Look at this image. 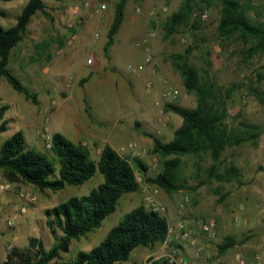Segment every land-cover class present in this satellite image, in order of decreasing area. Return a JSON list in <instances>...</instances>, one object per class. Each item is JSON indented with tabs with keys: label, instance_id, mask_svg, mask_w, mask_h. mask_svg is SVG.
<instances>
[{
	"label": "rangeland",
	"instance_id": "1",
	"mask_svg": "<svg viewBox=\"0 0 264 264\" xmlns=\"http://www.w3.org/2000/svg\"><path fill=\"white\" fill-rule=\"evenodd\" d=\"M116 1L91 0L89 7H85V0H44L53 19L49 20L37 12L7 65L26 87L37 94L38 104L26 99L12 88L5 77H1L0 105L8 104L9 109L5 114L7 129L0 132V144L13 132L21 130L29 146L48 152L45 136L51 138L52 130L48 128L47 120L52 116L54 123L63 121L62 134L74 142L86 145L92 158L97 160L99 148L106 142L103 139L108 137L117 140L112 132L117 128H126L129 132H124L123 139L115 143V146L124 145L119 149L120 154L128 158L139 157L148 168L146 175H155L161 169V158L153 153L152 138L144 135L143 131L168 141L173 137L174 129L181 124L182 118L174 112L166 111L164 104L172 102L186 107L195 106V94L184 89L180 73L171 63L173 54L185 53L191 48L187 59L198 67L201 75H207L219 85H235L227 101L226 121L238 126V122L243 120L259 125L260 129L255 140L249 139L242 145L227 147L223 152L221 168L233 164L239 169V174L232 180H211L194 191L183 188L167 193L161 189L160 198L166 206L164 215L172 224L179 219L185 220L192 229L193 237L203 246V254L217 264H235V253H240L247 260L256 253H263L264 48L247 58L246 49L253 45L254 40L245 42L236 36L221 39L217 33L219 5L215 2L209 7H203V11L193 12L192 20L200 19L198 29L180 27L177 32L165 37L162 23L182 0H128L124 21L115 36L116 41L110 48L109 57H106L103 46ZM26 2L0 0V23L6 24L4 26L12 25ZM101 3L105 4V8L100 9ZM251 3L255 8L249 11L250 17L264 21V0H251ZM128 6L131 18L141 26L135 37L123 40L130 26L127 20ZM137 7L140 8L139 12L136 11ZM205 12L207 16L203 17ZM97 18L101 20V25L94 23ZM150 31L154 32L149 42L153 51L151 66L155 73H151L147 67L137 77L127 66L143 62V50L135 42ZM74 35L73 44L66 45L62 55V45L72 40ZM42 42H47L48 48L40 49L37 54L35 45ZM83 77H87V80L81 85ZM145 80L152 82L151 88L145 85ZM169 86L178 90L176 98L162 97V92ZM43 101L48 102L47 112L55 110L51 115L44 113ZM87 106L94 118L93 123L86 111ZM22 114H25L23 120L20 119ZM86 123L102 131L96 140L98 145L81 133L80 127ZM129 143L133 144L132 148L128 147ZM182 159L186 185L194 186L205 173L196 170L194 157L183 156ZM209 163L211 159L206 155L201 161L203 169ZM197 172L200 173L198 178ZM136 176L140 183L139 190L124 193L115 211L99 227L79 239H73L69 251L48 264H59L73 258L79 250H89L104 238L125 213L138 204L143 203L148 208L143 201L142 188L152 184L146 182L138 171ZM102 181L103 175L96 170L92 177L80 185H65L57 191L39 190L26 182L9 181L0 170V185H8L0 190V262L6 259L12 246L23 248L31 237L42 240L45 248H49L55 238L46 225L44 209L70 196L87 194ZM185 194L189 196L190 203L180 213L177 205ZM221 196L224 198L221 199ZM206 218L216 221L214 237H208L198 229L199 220ZM227 235L236 238L238 242L226 252L220 253L218 244ZM179 241L173 235L171 241L153 247L137 246L128 260L114 264H148L152 257L165 255L172 248L180 249ZM184 252L193 259L189 247Z\"/></svg>",
	"mask_w": 264,
	"mask_h": 264
},
{
	"label": "trees",
	"instance_id": "2",
	"mask_svg": "<svg viewBox=\"0 0 264 264\" xmlns=\"http://www.w3.org/2000/svg\"><path fill=\"white\" fill-rule=\"evenodd\" d=\"M127 1L117 0L114 4L113 17L103 46L106 57H109V48L123 22ZM214 2L219 5L217 33L221 39L236 36L245 42L254 40L253 45L246 49L247 58L264 48V21L250 17L249 11L255 8L251 0H182L178 8L163 21L164 36L172 35L180 27L198 29L200 19L192 20L193 12L203 11V7H209ZM37 12L49 20L53 19L44 0H27L12 26L5 28L0 24V78L5 77L13 89L34 104H38L37 94L26 87L9 70L7 64L11 50L26 36L28 25ZM35 47L39 54L40 49L48 48V43H37ZM191 50L188 48L185 53L173 54L171 63L179 71L184 89L195 94V106L186 107L172 102L164 104L166 111L174 112L182 118L181 124L174 129L173 137L168 141L143 131L144 135L152 138L153 153L161 158V169L153 176L146 175L148 168L137 156L128 158L105 144L99 158L95 160L86 145L74 142L60 132L51 135L48 152L29 146L21 130L3 140L0 144V170L9 181L26 182L39 190L57 191L65 185L82 184L96 170L103 175V181L87 194L70 196L44 209L46 225L55 238L49 248H45L42 240L31 237L23 248L12 246L0 264H48L60 259L63 253L69 251L73 239H79L99 227L115 211L124 193L139 190L136 171L143 175L146 182L167 193L183 188L194 191L211 180L230 181L239 174V169L233 164L221 168L223 152L227 147L242 145L249 139L255 140L260 126L243 120L234 126L226 121L227 101L235 85H219L207 75H201L198 67L187 59ZM86 80L87 77H83L80 84ZM7 109V104L0 105V132L7 129ZM86 111L93 119L88 106ZM135 124L139 126L138 122ZM206 155L210 157L211 163L203 169L201 161ZM183 156L194 157L196 170L205 173L194 186L186 185ZM198 172L197 178L200 176ZM167 226L168 220L164 214L147 208L143 203L138 204L125 213L99 243L87 251H77L73 258L59 264H114L128 260L137 246L153 247L165 242ZM237 242L236 238L227 235L218 244V250L224 253ZM149 264L175 263L161 255L150 258Z\"/></svg>",
	"mask_w": 264,
	"mask_h": 264
},
{
	"label": "built area",
	"instance_id": "3",
	"mask_svg": "<svg viewBox=\"0 0 264 264\" xmlns=\"http://www.w3.org/2000/svg\"><path fill=\"white\" fill-rule=\"evenodd\" d=\"M91 0H85L84 6L89 7ZM105 8V4H100V9ZM136 11L139 12L140 8L137 7ZM206 12L203 14V17H206ZM81 22V20H79ZM154 36V32L150 31L145 35L141 36L135 45L137 47H141L143 50V62L139 63L138 65L134 66L129 64L127 67L130 71H132L137 77L141 76V73L148 67L151 73H155V69L153 68V51L150 45V39ZM90 62V59H88ZM145 85L148 88L152 87V82L149 80H145ZM179 94L176 88L169 86L162 92V97L164 98H176ZM50 137L49 135L45 136L46 146L50 148ZM129 148L133 147L132 143L128 144ZM121 149H124L122 147ZM156 165V163H154ZM8 185H0V190L7 188ZM143 192V201L148 206L149 209L153 211H157L159 213L164 214L166 212V206L161 201L160 193L161 189L155 185H149L142 188ZM190 203V198L187 194L183 195L178 202L177 210L178 212L182 213L186 207ZM168 220V219H167ZM198 229L205 233L208 237H214L215 229H216V221L213 218H206L201 219L198 222ZM175 236L179 238L180 249L172 248L166 253V256L169 262L175 264H217L215 261L211 260L210 257L203 254V246L197 242V240L192 235V229L188 226L185 220L179 219L175 224H172L168 220L167 226V239L166 241H171V237ZM165 241V242H166ZM189 247L192 251V258H189L187 254L184 252L185 249ZM264 252L263 253H256L251 259H245L240 253L234 254L235 264H264ZM149 264V263H148Z\"/></svg>",
	"mask_w": 264,
	"mask_h": 264
},
{
	"label": "crops",
	"instance_id": "4",
	"mask_svg": "<svg viewBox=\"0 0 264 264\" xmlns=\"http://www.w3.org/2000/svg\"><path fill=\"white\" fill-rule=\"evenodd\" d=\"M128 2V1H127ZM126 5H128V3L126 4ZM125 9H126V6H125ZM125 9H124V17H125ZM89 16H91L90 14H89ZM17 17V16H16ZM131 18V12H130V8H129V6H128V13H127V20H128V23H129V27H128V29L125 31V33H124V35H123V37H122V39L123 40H125V38L126 37H135V33L138 31V30H140V23L139 22H137L134 18L132 19H130ZM123 21H124V19H123ZM101 20L100 19H95V21H94V23L96 24V25H101ZM15 23V22H14ZM13 23V24H14ZM123 23V22H122ZM3 27H5V28H7V27H9V26H4V25H6V24H4L3 22L2 23H0ZM12 24V25H13ZM30 24V23H29ZM12 25H10V26H12ZM122 25V24H121ZM28 27H29V25H28ZM121 27V26H120ZM108 30V29H107ZM119 31H120V28H119ZM118 31V32H119ZM118 32L115 34V36L118 34ZM114 36V42H113V44L115 43V41H116V37ZM76 36L74 35V37H73V39L72 40H68L67 42H66V44L65 45H62V47H61V50L66 46V45H71V44H73V40H74V38H75ZM112 44V45H113ZM111 45V46H112ZM111 46H110V48H111ZM16 48V46L11 50V52H10V54H9V58H10V56H11V54L14 52V49ZM110 48H109V51H108V54H109V52H110ZM19 49H20V47H19ZM64 54V52H63V50H62V55ZM8 61H9V59H8ZM8 65V64H7ZM8 67V66H7ZM0 81H1V78H0ZM102 82V81H101ZM116 83H117V81H116ZM65 98L67 97V94H66V96H64ZM50 102H54V100H50ZM49 102V103H50ZM8 105V104H7ZM49 108V106H48V102L47 101H43V111H44V113H47V115H51L55 110L53 109L52 111H50V112H47L46 110ZM8 109H9V105H8ZM7 109V110H8ZM6 110V111H7ZM5 114H6V112H5ZM6 118V117H5ZM25 118V114H22V117H20V119L21 120H23ZM93 118V117H92ZM91 122L93 123L94 122V118L93 119H91ZM45 123V122H44ZM44 123H43V125H44ZM47 126H48V128L49 129H51L52 131H51V134H53V133H55V132H60L61 133V131H62V129H63V121L62 122H60V123H54V119H52V116H50V118L47 120ZM80 130H81V133L83 132L84 133V135H87L88 137H89V140H91V141H93V143H96L97 144V138H100V135L102 134V131L100 130V129H98L97 127H91L90 125H89V123H86L85 125H83L82 127H80ZM75 132H77L76 130H74ZM73 131V132H74ZM128 130L125 128H117L115 131H113L112 133L114 134V136L115 137H117L118 139L116 140V139H110V138H104L103 140L104 141H106L105 142V144H109L111 147H113L116 151H118L119 152V149H120V147L121 146H124V145H122V144H118L119 146H115L116 144L115 143H120L119 141L120 140H122L123 139V136H124V132H127ZM129 132V131H128ZM80 133V134H81ZM25 136V135H24ZM36 136H38L37 134H36ZM79 141V140H78ZM82 143H84V141H82ZM105 144H103V146L105 145ZM98 145V144H97ZM102 146V147H103ZM32 147V146H31ZM101 147V148H102ZM101 148H99V151L101 150ZM38 150V149H37ZM40 151V150H39ZM120 153V152H119ZM127 153H130V151H127Z\"/></svg>",
	"mask_w": 264,
	"mask_h": 264
}]
</instances>
